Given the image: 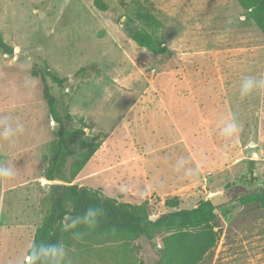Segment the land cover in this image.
<instances>
[{
  "label": "rangeland",
  "instance_id": "1",
  "mask_svg": "<svg viewBox=\"0 0 264 264\" xmlns=\"http://www.w3.org/2000/svg\"><path fill=\"white\" fill-rule=\"evenodd\" d=\"M102 1L106 11L95 0H0V33L14 48L13 56L0 51V117L25 126L14 143L0 139V163L16 170L14 180H0V264H29L50 208L51 184L43 180L56 123L41 75L60 113L68 109L73 127L102 144L73 184L119 202H148L153 216L176 210L167 199L190 209L232 186L263 187L264 89L242 98L240 84L264 77V59L246 53L263 47L264 36L238 1ZM139 29L158 30L167 53L138 47L129 35ZM230 119L241 126L234 141L218 128ZM216 213L219 242L200 264H264V210L237 200ZM166 235L80 234L61 243L65 264H159Z\"/></svg>",
  "mask_w": 264,
  "mask_h": 264
},
{
  "label": "trees",
  "instance_id": "2",
  "mask_svg": "<svg viewBox=\"0 0 264 264\" xmlns=\"http://www.w3.org/2000/svg\"><path fill=\"white\" fill-rule=\"evenodd\" d=\"M246 16L258 27L264 36V0H237ZM95 6L106 11L107 6L102 0H95ZM155 26L160 23L151 18ZM138 47L154 55L167 53L168 48L158 30L139 29L129 35ZM0 51L4 55L13 56L14 48L10 46L0 33ZM87 67L78 73H85ZM52 79L63 86L67 79L53 74ZM43 98L49 114L56 123L54 138L48 148L50 152L48 166L44 178L48 181H60L65 185H52L48 190L47 199L50 208L36 228L31 247L34 243H61L75 231L92 238L124 237L131 240L139 238L151 239L154 235L166 232L162 238V256L159 264H200L219 242L214 221L217 218L216 208L210 200H201L190 209H178L179 198L167 199L165 205L176 209L159 215L153 221L148 202L140 205L119 202L105 196L100 189L73 184L82 169L101 147V143L85 137L84 128L75 129L74 119L67 109L62 115L57 107V99L52 94L45 75H41ZM71 158L74 163L68 169ZM242 205L258 204L264 210V181L259 193L243 196L239 199ZM89 207L103 209L102 215L94 228L83 225L76 229L65 230L64 225L84 213ZM28 258H30V250ZM31 264V259L28 261Z\"/></svg>",
  "mask_w": 264,
  "mask_h": 264
},
{
  "label": "clouds",
  "instance_id": "3",
  "mask_svg": "<svg viewBox=\"0 0 264 264\" xmlns=\"http://www.w3.org/2000/svg\"><path fill=\"white\" fill-rule=\"evenodd\" d=\"M264 89V77L248 75L242 78L240 84V96L248 97L253 93ZM240 124L235 119L221 120L218 123L220 135L228 141H234L240 132ZM25 126L18 120L10 117H0V139L8 143H14L16 138L23 134ZM184 159V158H181ZM192 170L189 169L188 172ZM16 177V170L13 165L0 163V180L12 181ZM103 209L89 207L84 213L64 225L65 230L76 229L83 225L86 228H94L102 215ZM74 238L80 237V232L72 233ZM31 264H65L68 250L62 243H34L30 250Z\"/></svg>",
  "mask_w": 264,
  "mask_h": 264
},
{
  "label": "water",
  "instance_id": "4",
  "mask_svg": "<svg viewBox=\"0 0 264 264\" xmlns=\"http://www.w3.org/2000/svg\"><path fill=\"white\" fill-rule=\"evenodd\" d=\"M45 184H51L52 185H65L64 183H56V181H48L46 178L43 180ZM253 193H259L258 189H248V190H243L239 186H232L227 188L225 191L222 193L213 195L210 197V201L214 205V207L217 210H220L224 207L229 206L233 202L239 200L241 197L250 195ZM159 216H152L151 220L155 221ZM30 258H28V261Z\"/></svg>",
  "mask_w": 264,
  "mask_h": 264
},
{
  "label": "crops",
  "instance_id": "5",
  "mask_svg": "<svg viewBox=\"0 0 264 264\" xmlns=\"http://www.w3.org/2000/svg\"><path fill=\"white\" fill-rule=\"evenodd\" d=\"M252 22V21H251ZM253 23V22H252ZM257 27V26H256ZM258 28V27H257ZM260 31V30H259ZM253 45V44H252ZM250 45L246 48V53L250 61L264 59V46ZM258 77V76H257ZM259 78V77H258Z\"/></svg>",
  "mask_w": 264,
  "mask_h": 264
},
{
  "label": "flooded vegetation",
  "instance_id": "6",
  "mask_svg": "<svg viewBox=\"0 0 264 264\" xmlns=\"http://www.w3.org/2000/svg\"><path fill=\"white\" fill-rule=\"evenodd\" d=\"M263 188V187H262ZM262 188L261 189H258V191L260 192L261 190H262Z\"/></svg>",
  "mask_w": 264,
  "mask_h": 264
}]
</instances>
